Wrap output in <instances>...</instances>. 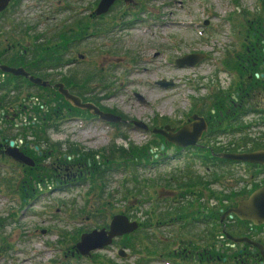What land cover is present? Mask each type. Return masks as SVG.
<instances>
[{
  "label": "rangeland",
  "instance_id": "1",
  "mask_svg": "<svg viewBox=\"0 0 264 264\" xmlns=\"http://www.w3.org/2000/svg\"><path fill=\"white\" fill-rule=\"evenodd\" d=\"M263 1L136 0V3L130 5H118L112 24L107 25L110 27L103 33L89 37L79 51L67 54L66 58L74 59L76 56V67H97L99 64L105 69L109 67L111 77L107 83L110 84H103L97 90L100 96L107 97L101 101L102 106L115 108L125 117L146 124L160 122L181 125L193 113L204 115L199 112L200 109H207L211 93L229 91L236 78L222 59L228 52L240 50L241 38L238 37V28L245 33V18H252V14L257 13L259 4ZM91 2L94 0H21L19 8L22 16H40L37 28V31H40L46 22L53 23L52 28H56L57 18H64L70 10L78 12ZM128 21L132 23L128 24ZM123 25L125 26L122 28ZM24 26L22 25V28ZM51 32L52 29L47 30L46 35ZM22 42H30L26 47L32 50L33 55L36 54L35 48L38 49L40 43L31 36H26ZM188 52H202L205 56L192 65L175 63V58ZM93 72L96 74L97 70ZM158 81H171L172 84L164 86L157 84ZM84 85L91 88L95 84ZM135 92L144 102L134 97ZM39 93L42 94L39 102L36 101L37 98L29 99L35 109L48 98L47 91L42 90ZM232 96L237 104L244 101L240 95ZM247 106L248 108L244 109L250 110L248 113L237 116L241 111H236V116L229 115L230 119L234 117L235 120L231 119L229 126L225 123V130L221 124L223 132L217 133L214 141L201 139V144L209 146L216 142L221 146L242 137L257 139L260 133L264 132V124L261 123L264 101H254ZM58 111L59 116L64 115L66 118L72 113L67 104L61 106ZM79 111L76 110L74 115L82 117L84 113ZM50 119L47 117L48 121ZM17 121L18 119H15L13 122ZM51 123L53 128H46L47 132L53 129L50 136L46 139H36L47 142L43 145L44 150L54 148L59 155L67 151L70 160L73 155L80 154L81 158L91 156L102 163L104 154L118 153L117 149L107 151L108 147H129V144L141 147L161 141L158 135L136 129L134 126H109L106 123L91 120L85 122L81 119L53 120ZM235 126L242 128L236 131L233 129ZM213 128H220V125L211 126V129L209 127L210 130ZM95 151L100 153L95 156ZM169 151L167 153H170ZM155 153H158L156 148L151 149L147 161L130 162L126 169L119 168L114 171L116 164L121 165L117 157L116 161L103 164L101 168L109 170L103 175L106 192L102 195L101 190L91 186L89 181L82 185H60L56 188L45 182L44 185H35L34 195L21 197L18 185L10 180L18 177L20 171L7 167L2 169L0 165V264L177 262V259L171 260L170 263L167 260L148 257V263H144L136 251L123 247L124 235L115 239L108 248L92 250L88 255H71L70 252L82 232L103 226L114 214L127 212L129 219L136 220L140 225L147 220L149 214L146 215V212L150 213L154 207L153 202L160 195H153L160 186L153 189L152 182L175 165H181L173 160L167 164H158V167H151L147 162L152 160V157H157ZM199 166L197 163L196 168ZM227 171L230 174L226 177L230 178L226 179L243 178L241 167L233 166ZM124 195L125 200L122 199ZM164 230L157 228L154 236L158 237L159 232L167 236ZM119 248L125 251L126 256L118 255Z\"/></svg>",
  "mask_w": 264,
  "mask_h": 264
},
{
  "label": "flooded vegetation",
  "instance_id": "2",
  "mask_svg": "<svg viewBox=\"0 0 264 264\" xmlns=\"http://www.w3.org/2000/svg\"><path fill=\"white\" fill-rule=\"evenodd\" d=\"M10 1L8 2L6 7L0 10V13L6 12L7 8L9 7ZM97 2L98 0H94V2L91 3L90 6L84 7V9L91 8V12L88 13H92ZM133 3H136V0H131L129 2H126L124 0H115L105 13L96 15L98 16L97 18L99 19V23H101L102 25L104 24L105 15L107 14V17L109 16L114 4L130 5ZM28 16H31L28 17L29 20L31 19L30 21L34 20L35 18L31 14ZM95 18L96 17L92 15V19ZM113 19L114 18H112V21ZM69 20L70 19H67L65 22H68ZM127 23L131 24L132 22L128 21ZM31 24H36L38 26L37 21H32ZM22 25H25V23L23 22ZM125 25H123L122 28ZM68 26L69 24L67 25V29L69 32L65 30L66 32L64 35L67 36V40H73L70 34L71 27ZM113 28H115V26ZM24 30L28 32L26 25L24 26ZM60 34H63V32H60ZM26 36L27 35L25 34L20 36L21 43L19 42L18 44L20 49L18 50L17 54H14V50L10 49L11 46L8 43L5 46L6 50L0 52V165L9 169L15 168L16 170L20 171L18 177L10 178L12 183L16 185H42L45 182H48V184L54 186L55 188L60 185H82L87 182V175L88 173H90V171L88 170L89 167L92 166V169L97 168L93 162L95 160L94 157L85 156V158H81L80 154L77 153L78 157L73 155L72 160H70V154H68L67 151H64L61 155H59L56 153L54 148H47L48 150H44L45 148H43V145H45L47 142H40L36 139V137H45L44 139L49 137L53 132V129L47 132L46 128H53V124L51 123L53 120L75 121L76 119H81L85 122L87 120H91L94 122H102L103 124L106 123L109 126L113 125L117 127L123 126L126 128H131L133 126V119L125 117V115L119 113V111H117V109L115 108H106L102 106L101 101L107 99V97L104 98L100 96L97 90L100 86L103 85L102 83L106 78L108 80L111 77V72L108 70L109 67H106V69L101 65L97 67H89L88 65H84L83 67H76L74 65L75 61L78 60V58H75L76 56L73 57L74 59H67L65 57V59L59 63V65L40 66L37 63L40 55H33L32 50L26 47V44H29L30 42L26 44L22 42V39L26 38ZM45 40L46 39H43V41ZM59 45L60 43H58L57 41H53V50ZM64 50L65 53L70 55L72 54V49H70V47H66ZM6 67H13L17 69L21 68L24 70V72H26V74H15V72L6 69ZM78 68L82 69L81 77L79 78L82 82L81 84L76 86L78 82L74 83L72 81H74L73 79H76L79 75ZM74 69L77 71L75 72ZM91 69L97 70L96 74H94L93 72V75L97 76V79H105H101L99 82H97L94 88L91 89V91L87 90L86 92H83V95H80V90L82 88L84 89L85 83L83 82V80L84 78L88 77V71ZM261 75H263V72H261ZM29 77L38 78L40 82H33L29 79ZM158 82L156 83L158 84ZM58 83H62L64 88H66L72 94L79 96L83 102H91L101 111L120 115L122 117V121L107 122L105 120H100L98 116L92 114L91 111L73 106L58 92V88L56 87V84ZM108 84H110V82ZM42 90L48 92L47 101H42L41 104H38L37 109H35L32 105L33 102H30L29 99L37 98L36 101L39 102V97L42 96L39 91ZM133 95L136 99H139L136 92L133 93ZM27 102H29V108L27 106ZM65 104H67L69 106V110L72 111V113H70L67 118L64 117V115L59 116L58 114V110H60L61 106H64ZM233 105L235 107L236 102L234 103L232 99L227 100L225 106L226 114L223 117L224 120L219 121V119L216 118L218 122L213 125V127L220 125V128H213V130L211 131L216 132V130L218 129L221 130V124L224 126L223 130H225V123L228 124L225 119L229 118V115L233 114L231 113V110H234L231 109ZM76 110H80L79 112H83L84 115L82 117L75 116L74 114ZM211 110L214 111L213 109ZM241 113H239L237 116H239ZM193 114H191L189 118H187L186 122L181 125L174 126L170 123L166 124L178 129L180 126L191 121V117ZM200 116H203L205 118L208 125L207 130L201 137V139H203L205 133L211 126L209 124L210 119L208 115ZM47 117L51 119L48 121ZM15 119H18L17 123L13 122ZM23 120L25 121L23 122ZM147 124L149 129L145 132L148 133H151L150 129L154 127L160 126L159 128H161L166 125L165 123ZM223 130L221 131L223 132ZM156 135H158L162 139V143L160 144L161 151L155 153L157 155L156 158L152 157V160H149V166L158 167V164H167L169 161L176 160V162H178L179 164L181 163V165H175V167L183 168L187 167V165H190L194 170L198 172L203 168L205 170L204 174L205 176H207L206 180L208 181V189L204 192V196L200 200V202H204L207 200L205 204L206 207L203 210L204 224L201 227H199V225H194L192 231L197 233L199 230L206 228L210 235L208 236V240L206 239L203 244L200 242H198L199 244H196H202L201 246L196 247L194 244L190 248H180L179 250L182 252L183 257L189 256V261L192 260L191 264H264V222L255 224L250 221L240 220L233 213L225 215V211L232 207H235L239 200L247 198L254 190L264 186V163H246L230 160L229 162L224 164L225 166H222V168L219 169V171L222 170L219 177L217 176V178H215L213 177V175H211L210 177L209 174H212L213 171H215L216 165L218 164L215 160H212L209 163L206 162L208 165H206L205 167L199 166L198 169L196 168L197 163L200 165L199 156L201 152L199 151V149L202 146L200 142L201 139L194 146L179 147L166 141L163 135ZM258 137L261 144L264 145V132L260 133ZM10 142H12V144H10ZM161 145H163V148H161ZM164 145H166V147ZM153 148H156V150L158 151V148L156 146H154ZM258 149H264V146L256 149L246 148L245 150L239 151H253ZM168 150H170V153H167ZM10 153L22 154L27 158V160L33 161L32 165H34L33 167L35 171L44 166L50 168L48 175H43L45 178L42 180H35L31 174L26 175L25 171L27 170V168L24 167H28L30 164L17 160L12 155H10ZM55 154H57V156H53ZM97 154H99V152H97ZM97 154L94 155L97 156ZM233 166L242 168L243 178L237 180L226 179L230 178L226 177V175L230 174L227 173V170ZM29 167L28 169L31 168ZM175 167H173V169ZM12 175H14V173ZM195 175L196 174H194V176ZM38 176L39 175L36 174V177ZM190 197H192V200H190V203L188 204L194 205V207L197 209V212H194L193 215L190 216L192 217L190 220L191 222L192 220L194 222H199V217L197 216L199 215V212H201L199 210V196L195 194ZM178 198L179 195L176 194L171 198L165 199V202L168 203L169 208H173L176 204H178L179 206V203L177 202ZM172 222L173 219H168V222L163 226L170 225L172 224ZM107 224L108 223L96 229L105 227ZM140 226L141 225H139V227ZM239 238H242V240H235ZM77 242L78 241L75 242L72 250L70 251L71 255H74L75 253H77L78 256L81 255L76 251ZM175 253L176 252L174 251V254ZM168 254L170 253L167 251L166 256H162L163 254H158L152 256L151 258L167 260L170 263L171 259L182 261V256L179 257L178 255H176L177 257H170L171 255Z\"/></svg>",
  "mask_w": 264,
  "mask_h": 264
},
{
  "label": "trees",
  "instance_id": "3",
  "mask_svg": "<svg viewBox=\"0 0 264 264\" xmlns=\"http://www.w3.org/2000/svg\"><path fill=\"white\" fill-rule=\"evenodd\" d=\"M20 3L21 0H11L6 12L0 13V52L6 50L5 46L8 43L11 46L10 49L14 50V54H17L18 50L20 49V47L18 46L19 42L21 43L20 36L26 34L27 36H31L38 43H40L38 50L35 48L36 56L40 55L37 62L40 66L59 65V63L64 60L67 55L64 50L66 47H70V49H72V52L76 50L79 51V48L83 47L86 39L91 36H95L96 34L98 35L102 33L103 30H107V28L110 27L107 25L112 24V18L116 13L115 9L118 7V4H114L112 6L113 9L111 8L112 11L110 12L109 16L107 17V14L105 15V22L103 25L99 23V19L97 18L98 16L93 13L94 11L92 12L93 14L88 13L91 12V8L84 9L83 7L82 10H79L78 12L70 10L68 14L64 15V18L63 16L59 18L56 17L58 19V26L56 28H52L53 23L46 22L44 23V28L40 31H37V28L39 27L38 18L40 16H35L34 14L32 15L35 17L32 21H37L38 26L36 24H29L32 21H30L31 19L29 20L28 17L31 16L26 17L21 15V10L19 8ZM259 5L260 7L256 11L257 13L255 15L252 14V18H249V16L248 18H245V21L247 22L245 33H243L244 30L242 32V29L238 28V37L241 38V43L239 44L240 50H236L234 51V53L228 52L227 56L222 59V62L227 67V69L234 72L236 80L231 84L229 91L221 90L211 93V95H209L210 102L207 105V109H200L199 113L209 116L210 126H213L218 122L216 118H218L219 121L224 120L223 117L226 114L225 106L227 100H234V97L232 96L233 94H236V96L240 95L241 98H244V101H240L238 104L236 103L235 107H237V109H235L234 105L232 106L231 109H234L231 110V113H233L232 115L236 114V111H241L242 113L240 112V116H242L243 114L250 111L246 109L248 108V104L253 103L254 101H256L257 103L259 101H264V1ZM92 15L96 18L92 19ZM67 19L70 20L68 22H65ZM23 22L25 23L28 32L24 30V27L22 28ZM239 22L241 23L240 20ZM68 24L71 27L70 34L73 40H67V36L64 35L66 32L65 30L68 31ZM50 29H52L51 34L46 35L47 30ZM60 32H63V34H60ZM43 39L46 40L43 41ZM53 41H57L58 43H60V45L57 46L54 50V46H52ZM78 70L79 75L76 79H73L74 81H72L74 83L78 82L76 86H78L82 82L81 79H79L81 77L82 69L78 68ZM74 71L76 72L77 70L74 69ZM93 71L95 70L91 69L88 71V77L84 78V83L96 84L102 79H97V76L93 75ZM261 72H263V75H261ZM77 79H79L80 81ZM104 79L105 78H103L102 80ZM107 82L108 80L106 78L102 84L108 85ZM94 86L90 88L87 87V85H84V89L82 88L80 90V95H83V92H86L87 90L91 91ZM244 107L246 108L244 109ZM211 109H213L214 111H211ZM261 112L263 114L261 123L264 124V109H262ZM238 118L239 117H237V119ZM231 119L235 120L234 117ZM225 121L228 122L227 125L229 126L230 118L225 119ZM240 127L242 128V126ZM240 127L235 126L233 127V129L239 131L241 130ZM210 129L205 133L203 137V139L207 140L208 142H210V140L214 141V139L217 138V133L222 132L220 131V129L216 130V132L211 131ZM161 143L162 139L159 142L151 143L152 146L151 144H147L138 147L129 144V147H123L122 145L120 147L111 149H109L108 147L107 151L117 149L118 153L111 155L107 152L108 155H103L104 158H102V163L94 160L93 162L97 168L92 169V166L89 167L88 170L90 171V173H88L87 175V181H89L91 183V186H94V188L100 189L101 195L104 194V192L106 191L105 184L103 183L102 179L104 172L106 173L109 169L106 170L105 167L101 168L103 164L112 163L113 161H116L117 157L120 159L121 165L116 164V168L114 169V171L118 170L119 168L126 169L128 163L130 162L140 163L141 161H147L150 153L149 151L154 146L158 148V152L161 151ZM248 145L249 147H247ZM164 146L166 147V145ZM263 146L264 145H262L259 141V137L257 139L242 137L233 142H228L227 145L221 146L216 144V142L212 143V145L209 146L203 144L199 149V151L201 152L199 156L200 167H205L206 165H208L207 163L215 160L218 164L216 165L215 171H213V173H210L209 175L210 177L211 175H213V177L217 178V176H220V172H222V170L219 171V169L222 168V166H225V163L230 161L219 157V153L236 152L239 150H245L246 148L256 149ZM103 152H105V150ZM111 153L113 154V151H111ZM148 163L149 161L147 162V164ZM29 166L28 167L30 169H28L27 166L24 167L27 168L25 174H31L35 180L44 179L45 177L43 175H48L50 170V168L44 166L35 171L33 167L34 165ZM3 168L4 167H2V169ZM12 170H15V168ZM195 171L196 170H194L190 165H187V167L183 168L175 167L174 169L172 168L169 172L164 173V175L157 177V179L160 178V180L155 179L154 182H152L153 189H155L157 186H160L159 190H157L153 194L156 196L157 194H160L156 198L155 202H153V208L155 209L151 208L150 213L146 212V215L149 214L147 220L144 223H141V226L138 227L134 232L130 233L129 235H124L122 239L123 247H126L132 251H136V254L139 255L140 259L144 263H148V257L151 258L152 256L158 254H163L162 256H166L168 251L170 253L168 255H171L170 257H177L176 255H178L179 257L182 256V261L174 262V264H191L192 260L189 261V256L183 257V254L179 249L185 247L190 248L194 244L196 247H198L201 246L204 241H206V239L208 240V236L210 235V233L206 228L199 230L197 233L192 231L194 225H199V227H201L204 224L203 210L206 207L205 204L207 200L204 202H200V200L204 196V192L208 189V181L206 180L207 176L204 175L205 170L202 168L199 170V172ZM36 174L39 176L36 177ZM194 174L196 175L194 176ZM18 189L21 197H26V195H34L33 192L36 191L35 185L33 184L18 185ZM162 194H164L165 196H162ZM176 194L179 195V198L177 200L179 206L178 204H176L173 208H169L168 203L165 202V199L171 198ZM195 194L199 196V210L201 211L199 212V215H197L199 217V222H194L193 220L191 222L190 220L192 218L190 216L193 215L194 212H197V209L194 207V205L188 204L190 203V200H192V197L190 196H193ZM125 197L126 195L122 196V199L125 200ZM123 213L130 217L127 212ZM168 219H173L172 224L163 226L168 222ZM157 228L165 229L163 232L166 233L169 237L165 236L162 232H159L160 235L158 237L154 236V231ZM198 242L202 244L196 245L199 244ZM174 251L176 252L175 254ZM144 256L146 258H144Z\"/></svg>",
  "mask_w": 264,
  "mask_h": 264
},
{
  "label": "water",
  "instance_id": "4",
  "mask_svg": "<svg viewBox=\"0 0 264 264\" xmlns=\"http://www.w3.org/2000/svg\"><path fill=\"white\" fill-rule=\"evenodd\" d=\"M10 0H0V10L7 6ZM115 0H98L94 14L99 15L105 13L109 7L114 3ZM129 2L131 0H124ZM205 56L202 52H188L175 58V63L179 65L189 64L192 65L202 59ZM15 74H26L23 69L6 67ZM257 75V74H256ZM33 82H40L38 78L29 77ZM158 84L168 86L172 84L171 81H159ZM58 92L63 98L69 101L73 106L86 109L97 115L100 120L107 122H119L122 121L120 115L112 114L109 112L101 111L97 106L91 102H83L81 98L75 94L69 92L63 87L62 83L56 84ZM138 96V95H137ZM141 101L144 99L138 96ZM132 124L136 129L148 131V125L144 122L132 120ZM207 121L203 116L193 114L191 121L180 126L178 129L171 127L166 124L161 128L154 127L150 129L153 134L163 135L166 141L179 147L194 146L201 139L203 133L207 130ZM12 144V142H10ZM163 148V145H161ZM13 151V150H12ZM17 160L30 164L33 161L27 160L25 156L18 153H10ZM219 157L232 160L235 162H246V163H264V149H258L253 151H242V152H223L218 154ZM233 213L240 220L250 221L255 224L264 222V186L254 190L247 198L241 199L237 202L235 207H232L225 211V215ZM139 227V223L136 220H130L129 217L122 213H117L111 216L110 221L105 227L100 229H92L89 232H84L80 235L78 242L76 243V251L81 255H88L92 250H101L108 247L113 243V240L134 232ZM242 240V238L235 239ZM118 255L126 256L125 251L122 248L118 249Z\"/></svg>",
  "mask_w": 264,
  "mask_h": 264
},
{
  "label": "bare ground",
  "instance_id": "5",
  "mask_svg": "<svg viewBox=\"0 0 264 264\" xmlns=\"http://www.w3.org/2000/svg\"><path fill=\"white\" fill-rule=\"evenodd\" d=\"M165 25V24H164Z\"/></svg>",
  "mask_w": 264,
  "mask_h": 264
}]
</instances>
